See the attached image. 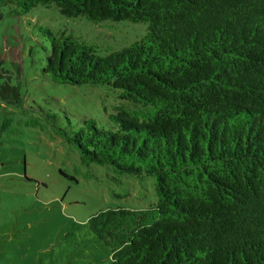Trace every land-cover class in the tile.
Segmentation results:
<instances>
[{
    "label": "trees",
    "instance_id": "16d2710c",
    "mask_svg": "<svg viewBox=\"0 0 264 264\" xmlns=\"http://www.w3.org/2000/svg\"><path fill=\"white\" fill-rule=\"evenodd\" d=\"M50 5L93 24L146 25L105 55L38 26L43 52L13 65L0 56L11 105L23 102L24 63L36 79L113 94L100 125L54 128L82 164L152 179L155 203L87 218L107 264H264V0H0L11 17Z\"/></svg>",
    "mask_w": 264,
    "mask_h": 264
},
{
    "label": "rangeland",
    "instance_id": "374dc122",
    "mask_svg": "<svg viewBox=\"0 0 264 264\" xmlns=\"http://www.w3.org/2000/svg\"><path fill=\"white\" fill-rule=\"evenodd\" d=\"M38 26L66 31L101 55L134 43L146 29L125 21L66 18L54 5L37 6L21 17L0 6V56L7 65L21 64L29 48L47 47ZM26 67L19 78L21 106L0 99V264H107L110 249L87 231V218L109 206L155 203L152 179L84 165L55 133V127H76L85 119L103 123L116 104L109 88L42 81ZM67 234L74 237L66 240Z\"/></svg>",
    "mask_w": 264,
    "mask_h": 264
}]
</instances>
